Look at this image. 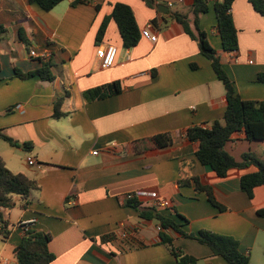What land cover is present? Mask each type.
Returning <instances> with one entry per match:
<instances>
[{
    "label": "crops",
    "instance_id": "0c3cea01",
    "mask_svg": "<svg viewBox=\"0 0 264 264\" xmlns=\"http://www.w3.org/2000/svg\"><path fill=\"white\" fill-rule=\"evenodd\" d=\"M146 0H65L44 11L29 0H0V130L21 144L0 148V157L13 173L35 180L38 189L28 200L14 197L13 209H1L10 235L0 238V259L18 264L16 249L25 229L21 221H34L29 229L51 235V264H178L160 242L156 219L142 218L127 203L136 191L156 192L172 204L170 209L140 199V209L184 223L187 233L202 230L231 236L240 251L250 255L263 238L264 186L250 199L241 189V177L255 167L234 169L219 178L197 157V143L186 138L194 126L210 127L222 121L227 98L224 84L198 43L172 17ZM209 10L199 27L221 57V62L244 100L264 101V16L249 0H235L232 15L238 30L239 50L225 52L214 10L218 0H207ZM130 6L141 32L151 26L156 40L142 37L132 49L123 48L114 6ZM194 0L179 3L191 27ZM107 21L100 43L96 38ZM118 48L115 64L101 67L99 45ZM47 50L46 61L30 55ZM252 61V63H251ZM49 62L52 80L20 78ZM119 83L121 92L86 100L90 90ZM63 114L56 117V104ZM168 134L172 144L158 148L157 135ZM3 141V140H0ZM24 143L31 148L25 149ZM236 161L246 152L264 158V140L250 142L243 132L225 146ZM97 152V154H95ZM27 157L36 164L28 165ZM194 178L213 189L220 210L208 194L196 189ZM186 181H190L186 184ZM9 210V212H7ZM7 213V215H6ZM183 216L187 222L178 217ZM130 231L128 240L117 234L120 223ZM116 235L103 240L104 237ZM174 247L198 259V264H228L199 242L170 232ZM258 264H264L259 259Z\"/></svg>",
    "mask_w": 264,
    "mask_h": 264
},
{
    "label": "trees",
    "instance_id": "16d2710c",
    "mask_svg": "<svg viewBox=\"0 0 264 264\" xmlns=\"http://www.w3.org/2000/svg\"><path fill=\"white\" fill-rule=\"evenodd\" d=\"M65 0H29V3L38 4L44 11L53 10L58 4ZM235 0H218L215 3V13L217 17V28L221 38L222 49L225 52H237L239 50L238 30L235 26L232 6ZM149 6H155L152 0H146ZM255 11L264 16V0H249ZM209 10L207 0H194L190 13L194 16V26L191 27L189 17L180 13H172L171 17L182 26L184 32L192 39L196 40L200 52L211 62L212 68L218 79L224 84L226 90L227 107L222 121H214L210 127L194 126L187 130L186 138L190 142L197 143L196 157L198 161L210 167L219 178H226L230 171L234 169L244 170L255 167L256 171L245 174L241 177V189L250 199L254 197V190L264 186V158L256 152H246L242 155V161L238 162L225 149L226 144L232 137L243 132L250 142L264 140V101L244 100L225 70L221 57L217 50L210 44L206 32L199 27L201 15ZM112 18L118 25L120 35L123 40L124 49L136 47L143 37L132 8L126 4L117 3L114 6ZM107 21L101 26L96 41L100 43L105 35ZM50 63L44 62L43 66L34 72L22 73L16 70L17 75L22 78L39 76L44 80L54 78L50 70ZM258 82H264V73L258 75ZM121 87L115 82L112 85L103 86L90 90L85 94L86 100L93 101L119 94ZM60 102L56 104V117L63 114L59 110ZM0 140L5 141L10 146L20 147L21 144L6 136L0 130ZM154 144L158 148H164L172 144V138L168 134L157 135L153 138ZM25 149L31 148L30 143H24ZM196 189L208 194L209 201L220 210L225 207L217 202L213 189L209 185H202L199 178H194ZM189 184L190 181H186ZM38 184L23 173H13L10 171L4 160L0 157V210L13 209L15 207L14 197L28 200L31 193L37 190ZM127 203L140 210L142 218L156 219L161 230L158 233L160 242L167 246L176 258L178 264H198V259L185 254L180 249L174 247L173 237L170 232L179 234L184 238H189L207 246L214 257H221L228 264H250V255L240 251V243L231 236L220 235L211 231L202 230L198 233H187L182 227L184 223H178L173 218L156 213L155 209H140L139 200H128ZM258 215L264 217V208L258 210ZM184 222L187 220L178 214ZM11 233L9 222L4 220L0 212V238H7ZM116 235L104 237L103 240L114 238ZM51 235L28 229L20 245L16 249L15 259L18 264H51L55 260V255L49 250Z\"/></svg>",
    "mask_w": 264,
    "mask_h": 264
},
{
    "label": "built area",
    "instance_id": "2783aa9c",
    "mask_svg": "<svg viewBox=\"0 0 264 264\" xmlns=\"http://www.w3.org/2000/svg\"><path fill=\"white\" fill-rule=\"evenodd\" d=\"M75 1H79V0H75ZM183 0H165V4L170 8H172L174 5L181 3ZM158 0H156V6H158ZM151 26H148L147 28L143 29L142 31V35L143 37L149 39L150 41H155L156 40V36L153 35L152 31H151ZM97 57L100 59L101 61V67L104 69L110 68L112 67L117 59L118 56V48L116 46L113 45H99L97 47V51H96ZM30 55L32 57L38 58L42 61H46L49 59L50 57V52L47 50L41 51V52H36V51H31ZM252 63V61H251ZM95 154H97V152H95ZM26 162L28 163V165L33 166L36 164L34 158L32 157H27ZM127 200H140V199H147V200H151L152 201V205L160 207V208H164V209H170L172 207V204L169 200L163 199L161 198L158 193L156 192H148V191H136L133 193H130L126 196ZM34 221L29 220V221H21L19 222L18 226L28 230L29 227L31 226V224H33ZM158 230L160 231L161 228L158 227ZM130 231L127 229L126 224L125 223H120L119 225V230H118V234L117 236L121 239V240H128L130 237ZM7 263L6 260H1L0 259V263Z\"/></svg>",
    "mask_w": 264,
    "mask_h": 264
},
{
    "label": "rangeland",
    "instance_id": "374dc122",
    "mask_svg": "<svg viewBox=\"0 0 264 264\" xmlns=\"http://www.w3.org/2000/svg\"><path fill=\"white\" fill-rule=\"evenodd\" d=\"M159 3H165V0H159ZM170 11L172 13H181L182 9L180 8L179 4H176L172 8H170ZM7 144L8 143H6L5 141H0V146H2L3 148L4 147L9 148V145ZM0 151H3V150L0 148ZM7 212H9V210ZM261 234L262 236H264V233H261ZM1 244L2 243H0V246ZM259 259H264V240L263 238L259 239L258 242L256 243L254 253H253V263L252 264H258ZM13 264H15V262Z\"/></svg>",
    "mask_w": 264,
    "mask_h": 264
},
{
    "label": "water",
    "instance_id": "95a60500",
    "mask_svg": "<svg viewBox=\"0 0 264 264\" xmlns=\"http://www.w3.org/2000/svg\"><path fill=\"white\" fill-rule=\"evenodd\" d=\"M158 10L162 13H168V11L170 10L169 7L166 4H160L158 6Z\"/></svg>",
    "mask_w": 264,
    "mask_h": 264
}]
</instances>
